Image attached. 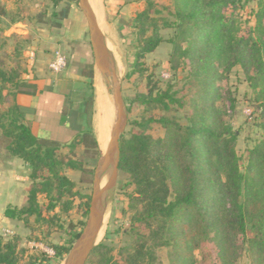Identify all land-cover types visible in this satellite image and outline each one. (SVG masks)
Instances as JSON below:
<instances>
[{
  "label": "trees",
  "instance_id": "obj_1",
  "mask_svg": "<svg viewBox=\"0 0 264 264\" xmlns=\"http://www.w3.org/2000/svg\"><path fill=\"white\" fill-rule=\"evenodd\" d=\"M242 1L173 0L169 10L173 22L162 28H174L177 39L170 41L171 64L175 70L180 66L189 69L196 88L189 124L182 126L168 116L143 118L134 123L138 129L129 137L122 136L119 176L125 179L121 188L126 190L127 208L123 214L129 215L130 226L124 235L130 242L118 250L108 243L99 244L87 264H163L159 252L169 247L170 264H197L194 252L207 243L216 247V264H238L243 252L251 264H264V99L258 108L263 136L248 150L243 169L236 151L238 135L225 121V109L216 103L221 92L218 81L236 67L252 88L264 89V7L255 27L243 32L235 15ZM52 4V27L64 29L69 24L70 3L52 0ZM153 8L148 4L132 16L143 39L130 64L133 72L143 71L141 61L161 43L160 26L150 20ZM25 20L12 18L13 26L7 32L0 30L1 142L31 169L25 202L9 206L4 217L27 225L33 219L31 230L39 227L42 237L38 241L47 245L54 258L63 260L85 226L91 200L76 190L68 173L85 171L84 152L90 150L87 141L93 135L87 130L63 144L47 142L22 121L25 114L17 103L18 95L42 93L34 65L23 57L18 43L24 36L13 28ZM11 42V50L5 52ZM135 100L164 112L182 107L170 83L164 90L151 79L146 92ZM130 107L127 104L128 114ZM153 125L164 130L162 137L153 136ZM92 143L98 164L101 154L95 139ZM75 208L81 209L82 218L64 230L62 215ZM52 233L54 238L64 235L65 241L47 242ZM50 262L43 250L31 254L19 234L11 240L0 238V264Z\"/></svg>",
  "mask_w": 264,
  "mask_h": 264
},
{
  "label": "rangeland",
  "instance_id": "obj_2",
  "mask_svg": "<svg viewBox=\"0 0 264 264\" xmlns=\"http://www.w3.org/2000/svg\"><path fill=\"white\" fill-rule=\"evenodd\" d=\"M70 3L69 17L81 20L76 24L82 25L85 30V39L90 41L89 29L86 18L80 8L77 0H68ZM102 15L97 16L99 27L104 34L107 46L112 53L117 66L119 80L121 82L123 98L127 104L131 105V112L128 114L129 122L125 131V137H129L132 130L138 129L134 124L141 122L143 118L160 116L175 117L182 125L189 124V116L191 114V101L194 99L196 88L193 86L190 78L189 69L180 66L177 70L171 64V56L173 52V44L171 40H176L175 31L173 27L162 28L164 23H172L173 16L169 10L173 9V0H100ZM148 4L154 6L150 12V20L157 23L160 28L158 37L161 43L158 48L142 60V72H133L130 64L134 61V56L139 46L143 44V39L139 34V30L133 23V15L139 14L142 9L146 8ZM52 0H0V30L7 32L13 24L14 19H26L19 31L24 37L18 43L23 47V57L33 64V74L37 76L38 80L45 81L47 79L58 77L50 72L48 65L57 50L63 52L68 60L71 48V37L76 34L66 35L65 30L53 28L51 24V8ZM264 7V0H243L241 7L235 12L238 17L240 28L243 32H247L250 28L256 25L257 14ZM6 12V13H5ZM8 13V15H7ZM99 19V20H98ZM264 22V19H263ZM15 25V24H14ZM75 28V27H74ZM147 28H151L147 27ZM151 33H148L149 36ZM78 35V34H77ZM70 40H69V38ZM113 38H112V37ZM1 43V42H0ZM14 43L11 42L5 47V52L11 50ZM68 68V67H67ZM66 71V70H65ZM64 71V72H65ZM62 74V73H61ZM150 79L153 82H158L159 86L166 90L167 84L173 86V91L177 92V97L182 100V107H175L170 112H164L161 109H149L147 106L135 100L139 94L146 92ZM218 86L221 87L220 95L217 98V105L225 109V121L230 125L231 129L238 135L236 143V151L240 159L241 168L247 165L248 150L253 149L256 144L262 139V132L259 124V105L264 99L263 88H252L242 74L240 68H234L226 79L218 81ZM113 101L112 95L108 90ZM92 92L88 95V125L93 116V98ZM92 100V101H91ZM115 109V106H114ZM108 110L106 122L108 120ZM116 118V111L115 117ZM115 122V121H114ZM106 126V123H105ZM151 133L155 138L162 137L164 130L157 125L152 126ZM94 140V136L90 137ZM92 140L87 141L90 150L84 152L85 171L83 172H69L68 176L75 182L76 190L83 196H92L93 180L96 170V152ZM99 148V147H98ZM106 147L99 149L100 154L104 153ZM110 171H108L101 180V187H104L109 179ZM125 179L119 176L116 189L109 192L105 196V216L102 231L100 233L98 243H108L116 250L128 244L130 238L124 233L129 229V215L123 214V210L127 208L126 190L122 189ZM28 187V185H27ZM91 201V200H90ZM79 204V203H78ZM76 204V207L78 206ZM81 209L75 208L69 215H62L61 224L64 225V230H67L71 221L76 224L81 220ZM87 218L85 219L86 222ZM33 219H30V225L25 222H10L9 225L2 226L0 224V238L3 240H11L15 235L19 234L24 242V245L30 250L31 254L35 251H42L35 249L30 244L42 245L47 248L46 244H41L38 240L42 239L39 233V227L31 230ZM12 230L13 235L5 237L4 231ZM51 232L54 227L50 229ZM52 236L47 239V242L62 243L65 241L64 235H58L56 238ZM109 238V239H107ZM50 250V249H49ZM172 249L165 248L159 252L163 264H170ZM51 255V262L49 264H63L65 259L54 258ZM197 264H216L217 250L212 243L204 244L200 250L194 252ZM67 257V256H66ZM65 257V258H66ZM238 264H251L247 252H243Z\"/></svg>",
  "mask_w": 264,
  "mask_h": 264
},
{
  "label": "crops",
  "instance_id": "obj_3",
  "mask_svg": "<svg viewBox=\"0 0 264 264\" xmlns=\"http://www.w3.org/2000/svg\"><path fill=\"white\" fill-rule=\"evenodd\" d=\"M99 3L101 9V1ZM80 21L76 16L75 19L70 16L68 26L64 28L65 37L76 34L71 40L67 36L71 41L72 52L66 71L58 77L37 82L42 93L37 96L18 95L17 103L20 109L27 110L22 111L25 114L22 121L31 126L40 140L63 144L90 130L101 150L100 136L104 133L110 138L115 109L106 80L95 67L92 48L90 41L85 39L84 28L78 25V33H73ZM21 27L17 25L13 28L21 30ZM90 92L93 93L94 113L88 125L87 97ZM102 100L108 101L109 123L107 125V120L105 128L100 124ZM2 137L0 130V224L4 226L10 223L4 217L5 210L25 202L31 169L23 160L8 152L1 142Z\"/></svg>",
  "mask_w": 264,
  "mask_h": 264
},
{
  "label": "water",
  "instance_id": "obj_4",
  "mask_svg": "<svg viewBox=\"0 0 264 264\" xmlns=\"http://www.w3.org/2000/svg\"><path fill=\"white\" fill-rule=\"evenodd\" d=\"M77 1L88 24L95 67L106 80L107 88L113 98L116 118L111 130L110 141L105 152L101 153L95 170L93 193L85 226L63 264H87L99 245L98 239L105 216V196L114 191L118 184L121 157L120 143L128 126L127 107L123 98L116 61L107 46L106 38L99 27L89 1ZM21 111L27 112L25 109H21ZM108 171H110L108 182L104 187H101V180Z\"/></svg>",
  "mask_w": 264,
  "mask_h": 264
},
{
  "label": "built area",
  "instance_id": "obj_5",
  "mask_svg": "<svg viewBox=\"0 0 264 264\" xmlns=\"http://www.w3.org/2000/svg\"><path fill=\"white\" fill-rule=\"evenodd\" d=\"M67 67H68V60L66 55L60 50H57L54 53L53 58L48 65L50 72L54 75H59L63 73L67 69ZM3 235L5 237H10L13 235V232L11 230H5ZM30 246L32 248L35 247L36 249L43 250L49 256L54 255V253L51 250L44 248L42 245L30 244Z\"/></svg>",
  "mask_w": 264,
  "mask_h": 264
},
{
  "label": "bare ground",
  "instance_id": "obj_6",
  "mask_svg": "<svg viewBox=\"0 0 264 264\" xmlns=\"http://www.w3.org/2000/svg\"><path fill=\"white\" fill-rule=\"evenodd\" d=\"M89 1V4H90V6H91V8H92V10H93V12H94V14H95V16L97 17H99V15L101 16L102 14H101V9H100V3H99V1L100 0H88ZM99 20V19H98ZM112 37V36H111ZM113 38V37H112ZM98 86V85H97ZM104 97H105V94L103 95ZM105 100V99H104ZM104 100H102L101 101V104H100V112H101V117H100V124H101V126H102V128H105V123H106V117H107V105H106V103L108 102V101H104ZM99 113V112H98ZM99 116V115H98ZM108 123H109V115H108V122H107V125H108ZM106 125V126H107ZM106 131V130H105ZM100 138H101V141H100V145H101V148L103 149V148H107V145H108V143H109V141H110V138L108 137V136H106L104 133H102L101 134V136H100Z\"/></svg>",
  "mask_w": 264,
  "mask_h": 264
}]
</instances>
